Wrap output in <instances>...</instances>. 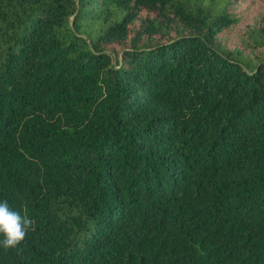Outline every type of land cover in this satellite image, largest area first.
Here are the masks:
<instances>
[{
    "label": "trees",
    "instance_id": "16d2710c",
    "mask_svg": "<svg viewBox=\"0 0 264 264\" xmlns=\"http://www.w3.org/2000/svg\"><path fill=\"white\" fill-rule=\"evenodd\" d=\"M259 1L0 0V264H264Z\"/></svg>",
    "mask_w": 264,
    "mask_h": 264
},
{
    "label": "rangeland",
    "instance_id": "374dc122",
    "mask_svg": "<svg viewBox=\"0 0 264 264\" xmlns=\"http://www.w3.org/2000/svg\"><path fill=\"white\" fill-rule=\"evenodd\" d=\"M261 3V1H259V0H255V3H254V5H257V4H260ZM232 37V36H231ZM233 37L236 39L237 38V34L235 33L234 35H233ZM232 37V38H233Z\"/></svg>",
    "mask_w": 264,
    "mask_h": 264
}]
</instances>
